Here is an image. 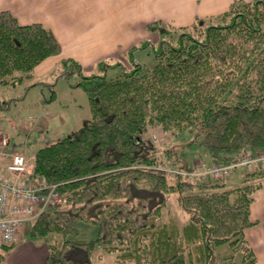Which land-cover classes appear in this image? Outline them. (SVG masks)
Instances as JSON below:
<instances>
[{
  "label": "trees",
  "instance_id": "1",
  "mask_svg": "<svg viewBox=\"0 0 264 264\" xmlns=\"http://www.w3.org/2000/svg\"><path fill=\"white\" fill-rule=\"evenodd\" d=\"M147 29L160 37L157 49L153 44L155 63H133L109 79L80 74L76 87L88 97L90 118L35 151L33 176L58 184L65 201L36 216L28 236L56 237L49 264H91L96 247L116 253L114 264H220L237 253L241 264H255L243 234L254 225L250 206L264 168L246 171L234 187L198 181L187 164L166 167L139 134L195 126L199 143L221 164L264 149V0H236L227 11L196 16L186 26L155 21ZM59 52L46 27L0 12L1 84ZM64 65L81 73L78 64ZM170 193L188 214L181 226L159 222ZM78 222L96 226V237L79 239ZM222 245L228 249L219 253ZM11 247L0 244V263ZM77 252L87 257L72 255Z\"/></svg>",
  "mask_w": 264,
  "mask_h": 264
},
{
  "label": "rangeland",
  "instance_id": "2",
  "mask_svg": "<svg viewBox=\"0 0 264 264\" xmlns=\"http://www.w3.org/2000/svg\"><path fill=\"white\" fill-rule=\"evenodd\" d=\"M89 14L93 15L91 12ZM129 14L130 12H125L120 16L119 30L116 26L106 28L104 37L102 34L98 37H91V35H97L94 28L79 25L90 19L88 17L84 21L83 12H80L79 16L76 15L77 19L73 22L64 20L66 25L59 29L72 38L78 54H82L85 58H93L94 61H97L99 57L103 58L95 68L94 66L82 67L75 59L67 57L63 58V62L80 65L81 73L78 69L71 70L69 66L63 65L60 67V73L52 72L50 78H53L50 82L45 80L42 81L43 84L31 86L33 82L35 83V79L31 82L25 74L16 72L7 83H0V135H4L9 140L8 148L21 149L30 161L39 147L70 135L90 118L91 109L88 97L82 89L76 87L81 80L80 74L84 76L103 75L109 79L120 76L123 71L130 69L133 63L143 66L155 63L154 50L160 43L158 32L147 29V24L152 22H147L145 28L133 25L128 19ZM41 25L50 30L56 38L49 26ZM56 40L61 52V44L57 38ZM144 41H148L149 44L141 48ZM196 133L195 126L178 131L176 134L163 131L159 127H150L141 132L139 137L143 138L146 143L153 144L157 156L159 159H164L166 167L187 164L190 168H195L200 161L214 160V157L199 143L201 136ZM246 171L245 168L238 167L233 172L234 175L241 173L239 183L243 182ZM197 180L215 182L210 175L197 177ZM225 187L229 186L225 185ZM187 215V212L180 206L177 195L167 194V204L162 210L159 222L175 223L181 226L185 223ZM76 227L79 231V239L89 241L96 237V226L78 222ZM27 229L29 230V227ZM47 238L51 244L59 245L54 235ZM27 239L31 238L28 236ZM227 249V245H222L218 251L222 253ZM72 255L78 258L87 257L82 252ZM14 258L13 256L12 259ZM115 259L116 253H105L101 247H96L89 255L91 264H114ZM240 261L241 254L237 253L233 261H220V264H241Z\"/></svg>",
  "mask_w": 264,
  "mask_h": 264
},
{
  "label": "crops",
  "instance_id": "3",
  "mask_svg": "<svg viewBox=\"0 0 264 264\" xmlns=\"http://www.w3.org/2000/svg\"><path fill=\"white\" fill-rule=\"evenodd\" d=\"M233 1L236 0H0V12L9 11L22 25L41 23L49 26L61 44L62 50L59 54L44 59L29 75L23 73L31 82L36 80L31 85L34 86L43 84L42 81L45 80L50 82L53 78H50L52 72L60 73V67L64 65L63 58H73L82 67L94 66L93 68L103 59L99 57L94 61L93 58H85L78 54L72 38L59 29L66 25L64 20L73 22L80 12L84 14V21L88 17L90 19L79 25L93 27L97 35L91 37H98L101 34L104 37V31L109 26L120 28V16L125 12H130L128 19L136 26L145 28L147 22L160 21L173 27H181L191 24L196 16H210L227 11ZM89 12L93 15L91 16ZM74 66L72 70H75ZM247 151L249 150L245 152ZM200 162L204 166H209L216 160ZM28 165L29 167L31 165L29 160ZM240 176L241 173L231 174L219 183L229 187L238 186L242 184L239 183ZM250 219L254 225L245 229L243 236L255 255V264H264V179L250 206ZM27 231V228L20 231L16 242L0 264H49L47 257L51 242L47 237L27 239Z\"/></svg>",
  "mask_w": 264,
  "mask_h": 264
},
{
  "label": "built area",
  "instance_id": "4",
  "mask_svg": "<svg viewBox=\"0 0 264 264\" xmlns=\"http://www.w3.org/2000/svg\"><path fill=\"white\" fill-rule=\"evenodd\" d=\"M9 141L0 136V244H13L20 230L47 209L58 207L65 201L58 192V184L46 183L31 177L24 153L10 151ZM264 168V150L244 153L225 164L214 163L205 167L202 163L190 171V177L210 174L223 179L236 168L253 170ZM171 174L187 175L182 169H171Z\"/></svg>",
  "mask_w": 264,
  "mask_h": 264
}]
</instances>
